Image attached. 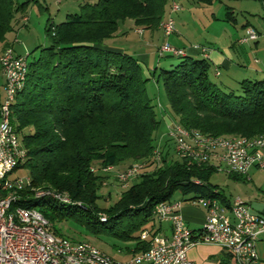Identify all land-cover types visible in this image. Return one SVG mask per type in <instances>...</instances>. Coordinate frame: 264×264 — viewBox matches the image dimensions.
Returning a JSON list of instances; mask_svg holds the SVG:
<instances>
[{"label":"trees","instance_id":"16d2710c","mask_svg":"<svg viewBox=\"0 0 264 264\" xmlns=\"http://www.w3.org/2000/svg\"><path fill=\"white\" fill-rule=\"evenodd\" d=\"M171 1L80 2L78 11L66 14L64 21L55 25L47 20V43L34 49L39 52L37 59L29 62L26 55L27 73L10 106V123L26 149L25 163L15 168H29L30 185L20 190L22 197L16 204L39 211L58 235L64 236L55 222L75 218L93 233L117 237L132 256L146 250L159 232L154 209L170 202L175 190L199 194L184 201L196 197L222 200V192L210 182L218 172L214 166L188 163L176 155L174 144L176 157L172 156L168 138L159 145V152L156 141L160 137L162 142L163 136L157 133L161 122L147 92L149 80L162 83L171 119L185 128L213 136L264 135V77L225 87L211 80L208 58L185 53L176 55L182 59L172 68L146 75L133 55L103 47L127 19L136 27L156 30L168 7L171 11ZM31 4L47 9L40 0H0V43L13 30L16 14L24 20ZM24 129L29 133L22 135ZM156 152L161 153L158 161ZM136 161L152 165L143 167L117 201L101 208V169L145 164ZM230 172L226 171L243 177ZM33 187L62 191L71 202L35 198ZM98 212L106 213V220ZM144 229L150 237L142 240Z\"/></svg>","mask_w":264,"mask_h":264},{"label":"built area","instance_id":"2783aa9c","mask_svg":"<svg viewBox=\"0 0 264 264\" xmlns=\"http://www.w3.org/2000/svg\"><path fill=\"white\" fill-rule=\"evenodd\" d=\"M179 8L180 6L171 4V12H177ZM173 32L174 22L169 16V23L166 28H162V33L165 37H169ZM258 36V32L250 29L246 36L240 38L239 42L254 40ZM182 51L184 50L172 46L167 41L159 48L160 56L166 54L176 56ZM201 51L206 54L207 49L202 47ZM26 59L25 55H15L13 52L2 55L0 67L5 80V96L6 89L11 86L12 81L18 80L20 77ZM6 105L4 98L0 104V112H4V126H0V178H6L7 183L8 180L17 179V176L12 177L16 171V168H12V159H21V163H25L26 158L21 155L20 145L15 143V135L11 134L8 116L5 113ZM172 127H176V125L171 121L167 122L166 132L162 136L171 139L175 153L180 158V149L183 147L178 143V135H183L182 130L179 129V134H172ZM216 149H225V156L218 157L227 158V163L245 164L246 175L252 167L264 170V146H259L247 153H240L239 147L229 148L217 145L216 148H213L215 154ZM226 149H233V156H226ZM190 150H192V155H201L194 152V149ZM204 156L206 158V155ZM150 165L152 162L143 164L141 167L127 169L121 176L124 179H134V176L140 175L143 167ZM2 166H9V173H2ZM192 202L205 206L207 210L199 236L192 233L178 213L176 208L179 206V202L161 204L154 209V214L159 216L160 222H171V235L156 233L151 237L149 247L130 256L125 260V264H192L188 258V250L197 244L199 238H207L210 240V244L218 245L228 251L232 258L238 257V254H245L246 264H264L257 250V241L261 235H264V216L253 213L250 206L240 198H235L230 206H223L216 200H203L199 197L194 198ZM7 204L8 202L0 201V264H66V260H55L53 256L47 255L38 242L33 240L34 232H26L10 226V222L5 218V205ZM20 210L23 213V219H29L26 208H20ZM35 232L40 231L35 229ZM43 234L48 237V233ZM148 237L150 236L147 229L140 232V239L144 240ZM62 250L67 255L79 258L80 264H83V257H87V255L79 256L77 249L62 247Z\"/></svg>","mask_w":264,"mask_h":264},{"label":"rangeland","instance_id":"374dc122","mask_svg":"<svg viewBox=\"0 0 264 264\" xmlns=\"http://www.w3.org/2000/svg\"><path fill=\"white\" fill-rule=\"evenodd\" d=\"M19 1L23 2L24 0H19ZM86 1L94 2L97 0H60V1L40 0L41 4L43 6H46L47 9H41L37 4H31L28 8V11L26 13V18L24 20L21 18V15L19 13L16 14L15 19L13 21V30L6 35L5 42L0 43V56L7 49H10L7 48V43H6L7 41H9L10 43L14 44L15 51L11 50L14 54L16 51L17 52L20 51L22 55L28 56L29 62L33 61L34 59H37L39 52L38 50L34 51V49L39 45L43 46L47 43V38L45 35V26L47 20L49 19L51 22H53L56 25L66 19V14L74 13L78 11V6H79L78 4L80 2H86ZM175 1H176L175 3L179 4L180 8L177 12H172L170 14V17L173 19L174 22V32L170 35L171 36L170 40H173L174 39L173 36H176V37H181L182 39L184 38L189 39L193 42H197V41L204 42V37L209 32L219 33V32H227L228 30L230 31L232 29L234 31L236 29L240 30L241 29L240 23L245 19H248L251 23L258 26L261 34L264 35V21H262V18H259L261 17L262 14H264V10H262L261 12L255 15H248L237 12L235 13L237 23H230L224 18L225 17L224 0H215L211 5H207V4L205 5L204 3H200L195 0H175ZM171 4H173V2ZM213 13L215 15V19L212 16ZM130 24H131V20L127 19L123 23H120L119 27L128 28ZM128 31L131 30L128 28ZM156 35H157L156 41L157 43H160L162 41V37H160L159 34ZM169 37H165L166 40H164V42H162L161 45L165 43V41L171 44V42L168 40ZM122 42H124V38L121 39L119 38V39H115L113 44L119 45ZM256 55L259 57V59L264 60V49H260V52ZM181 59H182L181 56L179 57L172 56L171 54L160 56L158 60L160 62V65L158 66L157 71L160 68H166V69L172 68L173 66L177 65L181 61ZM209 76L211 80L219 83L220 81L219 77H214L211 72H209ZM2 85H3L2 80L0 79V104L1 101H3V99L5 98V89ZM146 88L148 95L151 98V103L156 105L155 110L161 122L160 127L157 130V133L158 135L160 134L163 135V133L166 132V125L164 123L160 111L165 110V112L168 114L169 117L171 116V118H173L172 117L173 114L169 108L167 97L165 95L162 83L161 82L156 83L154 80H149L146 82ZM171 118H169L171 123L175 124L176 122L172 121L173 119ZM29 131H30L29 129L22 130V135L29 133ZM218 136H232V135H218ZM159 138L158 141H156V144L160 152L159 145L165 142L166 136L163 137L162 142L159 141L160 140ZM169 143L171 147V150H169L170 154L176 157L175 153L172 151L173 142H169ZM155 149H157V147ZM159 158H161V156H159ZM136 162H143V161H136ZM143 163L146 164V162ZM130 165H128L127 167H129ZM160 165L161 164H159L158 166ZM108 167H112V166H108ZM119 167L121 166L120 165L116 167L113 166L112 169H107V167L106 168L104 167L99 172L101 175L105 176V177L102 176L103 180H102L101 188L98 192L101 196L99 199L101 208L108 207L110 204L117 201L122 190L127 188L133 181L137 179V178L131 179L129 180L128 183H123L122 181H119L117 179L118 174H120V172H122L127 168L124 167V169L123 168L120 169ZM91 170H95V169L92 167ZM152 170L153 167L150 168L148 172ZM224 170L225 169L222 168V170H218V172L213 174L210 178V182L212 184H217L220 187H222L230 198L237 195L240 192L246 191L248 192L249 198L252 201V206L254 207L264 206V187L260 189L256 187L253 184V182L233 181L230 177H228L229 172L226 173V171ZM96 171L97 170H95V172ZM2 173H9V166H2ZM260 174H261L260 180L262 183H264V172H260ZM240 175L249 178V176L246 174L245 175L240 174ZM15 176H17V178H22V179L29 178L28 181L29 183L27 186L30 185L29 168L21 167L17 169L12 174V177ZM31 190L33 191V197L35 198L48 197L62 204H70L71 202L70 201L69 203L68 202L64 203L59 199V197L57 196L58 194H65V193H61L62 191L55 193V191L53 192L52 189L43 190L41 188H34V187L31 188ZM20 194L22 195V192H20ZM49 194L53 195V197L48 196ZM195 195L199 196V194H196L195 192H190L187 195H183L182 192L179 189H177L171 194L169 201L174 203L183 198H190ZM65 196L68 197V195ZM199 198H206V197H199ZM106 215L107 214L104 212H98L97 214L99 218L100 217L107 218ZM55 227L60 232V234L68 237L69 239L76 241H88L92 245H94L98 250H100L101 252H103L104 254L115 260L123 261L130 257L129 255L126 254L124 250V245L118 240L117 237L108 233H102V232L93 233V231H91L89 228H87L84 224H82L79 220L75 218H69L62 221L61 220L57 221L55 222Z\"/></svg>","mask_w":264,"mask_h":264},{"label":"crops","instance_id":"0c3cea01","mask_svg":"<svg viewBox=\"0 0 264 264\" xmlns=\"http://www.w3.org/2000/svg\"><path fill=\"white\" fill-rule=\"evenodd\" d=\"M214 1L215 0H212L211 3L204 4L211 5ZM172 2L176 1L172 0L170 3ZM224 4V18L230 23H237L235 16V13L237 12L255 15L264 10V0H224ZM228 10L231 11V13L228 14ZM171 13L170 7H168L163 20L167 19ZM212 16L215 19L214 13ZM259 18H262V21H264V14ZM130 25L128 28L131 31H128L127 27H119L114 36L104 41L103 47L133 55L143 66L144 73L148 75L149 72L154 71L160 65V62L158 61L160 57L159 48L166 38L160 27L156 30H146L142 27L134 26L132 21ZM240 28V30L236 29L235 31L232 29L227 32H209L204 37V42H193L189 39H182L181 37L176 36H173V40H170V36L168 40L171 42L172 46L183 49L185 55L208 58L212 63L210 72L214 77L220 78V84L225 87H236L237 83L243 79H260L264 77V60L259 59L256 55L260 52V49H264V35L259 31V27L251 23L248 19H245L240 23ZM250 29L259 33L258 38L243 43L239 42L240 38L246 36ZM156 34H159L160 37H162L160 43H157L156 41ZM119 38H124V42L119 45L113 44L114 40ZM6 43L7 48H10L6 51H15L13 43H10L9 41ZM202 47L207 49L206 54L202 53ZM15 54L22 55L20 51H16ZM0 79L2 80V86L4 87L5 80L1 70ZM160 112L166 125L167 122H170L169 118L171 117L168 116L165 110H161ZM160 136H162V134H160ZM119 168L122 169L124 166ZM260 172H264V170L252 167L248 171L249 178H245L244 176L239 178L230 176L229 174L228 177L233 181L253 182L256 187L261 189L264 187V183L260 180ZM217 186V190L221 191L223 194L222 200L215 198L217 202L228 206L235 198H240L250 206L253 213L264 216V206H252V201L249 198L248 192H240L230 198L222 187L219 185ZM176 202H179V206L176 208L178 213L184 219L187 226L192 230V233L195 236H199L206 216V207L200 204H195L189 200H179ZM155 223L157 225L156 227L159 228V232L166 236L171 235L172 230L170 221L160 222L156 220ZM257 250L262 263H264V235H261L257 241ZM188 258L192 264H234L233 258L228 251L218 245L210 243H197L192 246L188 250Z\"/></svg>","mask_w":264,"mask_h":264},{"label":"bare ground","instance_id":"6f19581e","mask_svg":"<svg viewBox=\"0 0 264 264\" xmlns=\"http://www.w3.org/2000/svg\"><path fill=\"white\" fill-rule=\"evenodd\" d=\"M172 6H179L177 3L173 2ZM169 23V18L163 20L160 23V28H166ZM12 53L10 50L6 51L2 55ZM184 52H180L177 55H183ZM2 55L0 59H2ZM27 73V62L21 69V75L18 80L12 81L11 86L6 89L5 96V113L8 116V124L11 130V134L15 135L16 145H20L21 155L26 158V149L23 147L18 134L15 132L14 128L10 123V106L14 102L15 94L17 90L21 88L24 83ZM0 126H4V112H0ZM176 127H172V134H179V129L182 130L183 135H178V143H180L183 149H180V156L184 157L191 164L197 166H214L217 170L231 171L236 174H246V165L242 163H227V158H222L218 156H225V149H216V154L213 153V148L217 145L221 147L237 148L239 147L240 153L250 152L252 149H257L259 146H264V135L254 136V137H242L238 135L232 136H213L209 134H203L195 129H188L175 123ZM201 155H192V150ZM206 155V158L205 156ZM226 156H233V149H226ZM155 160H159V154L155 153ZM21 164V159H12V168ZM143 166L141 163H133L125 170L118 174L117 179L123 183H128L129 180L133 178H122L121 174L127 169L134 167ZM222 166V167H220ZM107 169H112V167H107ZM143 170V168H142ZM107 171V170H106ZM117 175V174H116ZM138 176V175H137ZM137 176H134L137 177ZM29 178L22 179H12L8 180L6 183V178H0V201L8 202L5 205V218L10 222V226L15 229H20L26 232H34L33 240L38 242L41 249L47 252V255L53 256L55 260H66V264H80V259L76 258L74 255H67L62 250V247H67L68 249H77V254L83 257V264H125V260L119 261L115 260L100 250H98L94 245L88 241H74L67 237L56 234L49 222L39 211L33 208H28L22 205L16 204L17 201L22 197L20 190L28 187ZM197 182V181H195ZM127 185V184H126ZM125 185V186H126ZM54 192V191H53ZM56 193V192H55ZM50 195V194H49ZM66 194H58L57 196L64 203H69L70 200ZM42 196V195H40ZM53 197V195H51ZM19 198V199H18ZM56 198V197H54ZM58 199V198H57ZM203 200H215L211 198H201ZM217 202V201H216ZM168 202H161L158 204H167ZM157 206V207H158ZM225 206V205H223ZM230 206V204L228 205ZM156 207V208H157ZM20 208H26L27 216L29 219H23V213ZM36 210V211H35ZM159 220V216H156ZM102 217L101 220H104ZM35 229L40 232H35ZM43 233H48V237L44 236ZM197 243H210L207 238L197 239ZM234 264H246L245 254H238V257L233 258Z\"/></svg>","mask_w":264,"mask_h":264}]
</instances>
